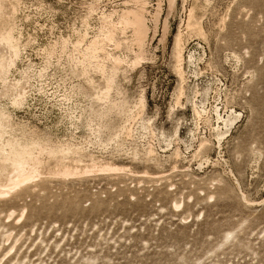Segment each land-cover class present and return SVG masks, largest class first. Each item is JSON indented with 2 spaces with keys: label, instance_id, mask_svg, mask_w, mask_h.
Wrapping results in <instances>:
<instances>
[{
  "label": "rangeland",
  "instance_id": "obj_1",
  "mask_svg": "<svg viewBox=\"0 0 264 264\" xmlns=\"http://www.w3.org/2000/svg\"><path fill=\"white\" fill-rule=\"evenodd\" d=\"M140 4L0 0V264H264V0Z\"/></svg>",
  "mask_w": 264,
  "mask_h": 264
},
{
  "label": "bare ground",
  "instance_id": "obj_2",
  "mask_svg": "<svg viewBox=\"0 0 264 264\" xmlns=\"http://www.w3.org/2000/svg\"><path fill=\"white\" fill-rule=\"evenodd\" d=\"M140 1H141V4L139 6L137 5L138 7L125 8L121 12V15H120L122 22L125 24V26H127L131 30V43L133 45H135V48L133 50L134 53H132L133 54V58H132L133 62L131 61L133 64H137V63L141 62V60L145 59L146 43H147V37H148V33H149V27H148L147 19L145 16V14H146L145 0H140ZM172 2H173V0H171V5H172ZM157 15L158 14L156 11L154 14V23H155L154 33L156 32V23H157V21H158L157 19L159 17ZM166 29H167V26H166V24H164V29H163L164 33H163L162 39L165 36ZM176 46H177V54H176L177 60H178V62H180V61H182V51H181L182 49L181 48H180L181 50L178 49L179 38H177V40H176ZM0 64H2V62ZM179 68H180V65H179ZM236 117H235V119H236ZM235 119L225 121V123H224L225 127H226L225 132L228 131L229 127L232 125V123ZM14 152L15 153L13 156L14 161H13L12 171L9 174L5 175L4 179L0 178V196L9 194L10 192H13L16 189L28 184L29 182L33 181V179L35 177H38L40 174V171H39L37 165L26 164L24 157L21 155L22 152H26L25 150L14 151ZM1 170L2 169L0 168V171ZM96 170H98V171H110V170L114 171V170H121V168H118L116 166H111V165H105V166L102 165L100 167L92 166L91 168H84L81 171L77 167H71V166L63 165V166L51 171L50 174L61 176L63 178V177L74 176V175H78V174H82V173L84 174V173H88V172H92V171H96Z\"/></svg>",
  "mask_w": 264,
  "mask_h": 264
}]
</instances>
